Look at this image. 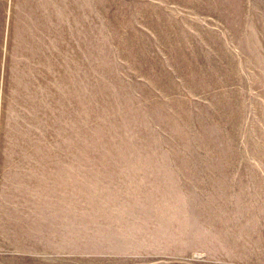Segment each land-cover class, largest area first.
<instances>
[{
    "label": "rangeland",
    "instance_id": "rangeland-1",
    "mask_svg": "<svg viewBox=\"0 0 264 264\" xmlns=\"http://www.w3.org/2000/svg\"><path fill=\"white\" fill-rule=\"evenodd\" d=\"M0 264H264V0H0Z\"/></svg>",
    "mask_w": 264,
    "mask_h": 264
}]
</instances>
